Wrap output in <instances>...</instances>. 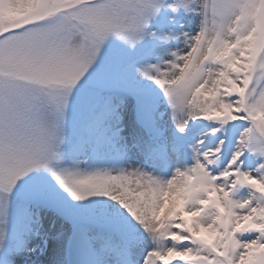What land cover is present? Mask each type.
Wrapping results in <instances>:
<instances>
[{"label": "snow or ice", "instance_id": "6c2138e0", "mask_svg": "<svg viewBox=\"0 0 264 264\" xmlns=\"http://www.w3.org/2000/svg\"><path fill=\"white\" fill-rule=\"evenodd\" d=\"M0 264H264V0H0Z\"/></svg>", "mask_w": 264, "mask_h": 264}]
</instances>
